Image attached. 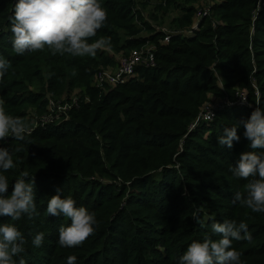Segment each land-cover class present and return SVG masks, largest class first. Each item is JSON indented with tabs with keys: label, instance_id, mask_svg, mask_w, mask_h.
Masks as SVG:
<instances>
[{
	"label": "trees",
	"instance_id": "trees-1",
	"mask_svg": "<svg viewBox=\"0 0 264 264\" xmlns=\"http://www.w3.org/2000/svg\"><path fill=\"white\" fill-rule=\"evenodd\" d=\"M217 1L213 12L223 24L214 28L206 17L194 37L172 36L169 42L153 34L149 40H159L156 66H140L128 82L104 90L94 86L95 76L116 64L105 48L128 54L120 29L129 36L142 30L135 24L134 0H101L107 20L89 42L109 43L95 56L83 57L52 55L48 49L16 54L9 17L17 0H0V56L11 64L0 77V106L24 119L27 106L45 110L49 97L68 90L67 100L80 87L67 121L37 128L24 141H0L10 151L21 149L13 152L16 168L4 173L8 194L21 171L35 176L39 214L17 221L0 216V224L12 223L21 231L25 264H67L69 256L76 257L75 264H179L193 240L218 238L211 225L226 219L248 224L251 240L232 245L242 264H264V213L232 203L247 181L229 170L242 152L253 151L241 121L250 117L257 99L264 107V4L258 9L259 0ZM194 11L187 8L179 24L191 25ZM218 78L226 79L223 88ZM36 80L46 83L43 91L30 89ZM241 89L249 105H226L207 136L205 123L191 129L213 95L226 93L218 100H235ZM232 126H238L240 140L232 148L221 146L218 137ZM57 193L95 213V231L81 246L58 245L60 225L71 221L47 214L48 200ZM197 209H202L199 222L193 219ZM40 232L44 240L36 247L32 241ZM14 259L19 264L20 257Z\"/></svg>",
	"mask_w": 264,
	"mask_h": 264
},
{
	"label": "clouds",
	"instance_id": "clouds-1",
	"mask_svg": "<svg viewBox=\"0 0 264 264\" xmlns=\"http://www.w3.org/2000/svg\"><path fill=\"white\" fill-rule=\"evenodd\" d=\"M13 35L12 47L16 54L38 52L48 49L52 55L69 54L71 56H95L98 49L109 41L98 39L89 42L107 20V11L101 0H17L13 15L9 17ZM11 67L10 62L0 56V77ZM244 100L247 97H243ZM257 107L247 120L241 121L244 137L250 142L253 151L242 152L238 162L230 166L234 177L247 181L243 191H236L232 203L237 202L252 212L264 213V107L259 99ZM238 126L225 128L218 137V143L228 148L234 141H239ZM30 135L27 125L20 117H14L0 106V141L9 137L24 141ZM8 147H0V216H8L13 221L23 215H38L34 199L35 176L23 170L15 179L13 190L8 194L9 179L4 174L16 168L13 152ZM186 193V190H185ZM197 209L193 219L199 222ZM48 215H63L71 222L59 227L58 245L74 248L94 233L97 220L95 213L84 206H77L71 197H62L59 193L50 197L47 203ZM208 217L207 213L204 214ZM212 233L218 238L206 236L202 241L193 240L179 259V264H242L241 253L233 248V241L251 240L248 224L234 219L223 222L214 221ZM44 233H37L33 245L40 247ZM25 239L21 231L12 223L0 224V264H17L15 257H20L19 264H25L22 253L25 251ZM76 257H67V264H75Z\"/></svg>",
	"mask_w": 264,
	"mask_h": 264
},
{
	"label": "built area",
	"instance_id": "built-area-1",
	"mask_svg": "<svg viewBox=\"0 0 264 264\" xmlns=\"http://www.w3.org/2000/svg\"><path fill=\"white\" fill-rule=\"evenodd\" d=\"M217 0H212L208 4H203L197 10L196 21L182 30H171L164 25L158 26V32L163 34L162 42H169L172 36L180 35L182 37H193L199 29L200 22L205 17H212L213 5ZM218 2V1H217ZM264 4V0H259L258 9ZM211 24L214 28L223 24L222 20L217 17H212ZM116 64L113 67H108L99 71L94 79V86L99 89H106L107 87H115L118 84H124L131 78L137 75V68L140 66L155 67L156 66V45L149 42L147 45L131 48L128 54H118L116 57ZM259 94V91H256ZM243 97H247L244 100ZM88 99V98H87ZM248 95L245 90H238L236 92V99L229 100L228 98L221 100H212L206 102L199 112L195 121L191 124V129L196 128L202 123L213 121L218 112L226 105H249ZM79 99L71 97L70 99H56L49 97L46 103L45 111L38 118H35L27 127L29 132L37 128L46 129L48 126L58 125L69 119V113L72 107L78 105Z\"/></svg>",
	"mask_w": 264,
	"mask_h": 264
},
{
	"label": "rangeland",
	"instance_id": "rangeland-1",
	"mask_svg": "<svg viewBox=\"0 0 264 264\" xmlns=\"http://www.w3.org/2000/svg\"><path fill=\"white\" fill-rule=\"evenodd\" d=\"M208 1L210 3L212 0H208ZM134 3H135L134 8L136 11V19H135L136 23L135 24H136L137 28L141 27L142 30L137 35H132V36L130 35L129 36V34H127L126 30L120 29V34L122 36L121 42L123 41L124 45H127L126 50L128 49V51L131 48L140 47L141 44L147 45V44H149V42L154 43V44H159V40H162V37H163V34L161 32H159V33L162 34V37L160 34V36L157 38V39H159L158 42L156 41L157 39L151 38L152 41H150L149 39L153 34L158 32V29H159L158 26H160V25H164L171 30H182L183 28L188 27V26H181L178 22L179 19L184 15L187 8L194 6L195 11H194L193 21H196L197 19L195 17L197 14V10L199 8H201L205 2H201L200 0H197L196 2L195 1H187V0H172V1L171 0H134ZM142 15L145 17V19L147 17H149L150 20L146 19V21H142L141 20ZM212 17L220 18L214 12L212 13ZM212 17H210V18L212 19ZM205 18H203V20ZM222 22L224 23L223 20H222ZM145 23L149 24L150 26H153L152 27L153 30L148 29V27L145 25ZM155 27H156V31H154ZM251 33L253 34V32H251ZM177 36H180V35H177ZM129 40H132L135 43L129 44ZM127 42H128V44H127ZM105 49L109 53L114 54L115 58L118 56V53H113L112 49H110V48H105ZM225 80H226L225 78H223V79L218 78V83L222 88L226 84ZM42 87H46V83L43 84L41 81H38V80H36L32 84H30V89H32L36 92H40L41 90L43 91L44 88H42ZM255 87H256V85H255ZM257 90L258 89L256 87V91ZM67 91L68 90H65L64 91L65 93L60 92L58 94H55V96H53V97H55L56 99L62 100V99H64V97H67V96H64V94H66ZM72 91H73V93L75 92V94H73L72 97L76 96L78 98V96H79L78 93L80 91V87H76V88L72 89L71 92ZM260 94L261 93L259 91V94L256 93V96L259 98ZM212 95H213V93H209V96H212ZM224 95H226V93ZM224 95H218V94L213 95V99H211V100H218L219 98H222ZM217 96H218V98H217ZM226 98H228V97H226ZM223 99H225V98H223ZM247 102H249V100ZM26 109H27V115L23 120H24V122L27 121L25 123L27 126L35 118H38L40 115H42L45 111L44 108L38 107L36 104L31 105V107L29 105L26 107ZM213 121L205 123V127H209L211 130V131L210 130L207 131L205 136H207L208 134H210V132H212L211 127H213V124H214ZM203 124H200V125H203ZM106 180H107V182H110L109 179L106 178Z\"/></svg>",
	"mask_w": 264,
	"mask_h": 264
},
{
	"label": "crops",
	"instance_id": "crops-1",
	"mask_svg": "<svg viewBox=\"0 0 264 264\" xmlns=\"http://www.w3.org/2000/svg\"><path fill=\"white\" fill-rule=\"evenodd\" d=\"M200 1H201V2H205L204 4H208V3H209L208 0H200ZM146 19L150 20L149 17H147ZM146 19H145V17L142 15L141 20H142V21H146ZM152 27H153V26H152ZM154 31H156V27H155V30H154Z\"/></svg>",
	"mask_w": 264,
	"mask_h": 264
}]
</instances>
